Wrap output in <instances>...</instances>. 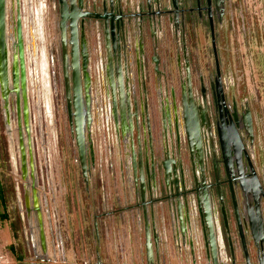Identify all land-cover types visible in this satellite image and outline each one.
Returning <instances> with one entry per match:
<instances>
[{
	"label": "flooded vegetation",
	"instance_id": "1",
	"mask_svg": "<svg viewBox=\"0 0 264 264\" xmlns=\"http://www.w3.org/2000/svg\"><path fill=\"white\" fill-rule=\"evenodd\" d=\"M1 3L8 86L5 103L0 85V99L19 158V210L38 255L48 264L59 256L65 264L57 224L49 225L41 201L35 149L38 143L56 147L61 112L82 178L76 106L90 184L104 172L132 189L141 174L151 191L146 198L168 197V213L159 215L161 234L155 229L160 202L148 217L157 244L154 264H166L161 252L168 228L174 229L177 264H264V113L250 103L245 71L232 53L238 38L244 46L260 41L255 17L243 16L234 0ZM190 191L199 210L183 202ZM140 232L146 264L144 226Z\"/></svg>",
	"mask_w": 264,
	"mask_h": 264
},
{
	"label": "rangeland",
	"instance_id": "2",
	"mask_svg": "<svg viewBox=\"0 0 264 264\" xmlns=\"http://www.w3.org/2000/svg\"><path fill=\"white\" fill-rule=\"evenodd\" d=\"M234 1L243 16L255 17L260 25L258 44L248 42L244 46L243 40L238 38L237 48L232 53L241 61L245 71L250 103L264 113V0ZM202 40L207 46L206 38ZM59 113L60 135L56 147L49 143L43 149L38 143L35 149L41 201L50 213L49 225L51 223L54 227V223L57 224L64 244L65 264H92L96 254L91 207L94 208L96 201L84 195L86 191L75 162L74 149L69 137L67 139L63 116ZM15 144L16 141L11 140L6 132L0 99V193L3 194V200L0 198V264H34L30 229L19 210L18 199L23 204V194L21 186L17 188L16 185L20 170ZM50 237L51 244L56 245V233H51ZM50 250L51 256L53 250ZM55 261L63 264L59 256H55Z\"/></svg>",
	"mask_w": 264,
	"mask_h": 264
},
{
	"label": "crops",
	"instance_id": "3",
	"mask_svg": "<svg viewBox=\"0 0 264 264\" xmlns=\"http://www.w3.org/2000/svg\"><path fill=\"white\" fill-rule=\"evenodd\" d=\"M202 39L203 36H199L201 45ZM84 195L96 201L95 207H91V214L102 207L101 201H105L107 215L99 218L100 243L99 246L95 244V253L98 251L101 261L104 264H144V244L140 238L142 227L137 224L134 213L129 211L134 199L127 181L101 172ZM155 209V229L161 234L159 215L161 211L167 214L168 208L163 203ZM173 230L168 228L165 232L167 243L162 245L161 254L164 257L161 259L166 264H177Z\"/></svg>",
	"mask_w": 264,
	"mask_h": 264
},
{
	"label": "water",
	"instance_id": "4",
	"mask_svg": "<svg viewBox=\"0 0 264 264\" xmlns=\"http://www.w3.org/2000/svg\"><path fill=\"white\" fill-rule=\"evenodd\" d=\"M66 10V6L64 4H61V16H63L64 11ZM2 15V3L0 0V20H3V16ZM65 18L64 16L62 17V21H64ZM3 39H4V35H3V31H2V25H0V85H1V98L2 101L6 103V88L8 86V78H7V68H8V62H7V57H6V53H5V45L3 43ZM20 47V46H19ZM22 58V54L20 55ZM217 64V63H216ZM13 78L16 79V74H15V68L13 70ZM75 87H74V92H75ZM79 112L77 107L75 106V120H74V127H75V133H76V145L78 148V160H79V164L81 167V172H82V178H83V184H84V188L86 192H89L90 189V175H89V169H88V165H87V161H86V151H85V144L83 142V135H82V129H83V120L81 118V116H79ZM24 172V171H23ZM22 172V179L24 180V175ZM160 188L162 189V192L164 194H166V186L164 182L159 183ZM130 190L132 191V196L134 199V204L131 205L129 211H132L135 215V219L137 220V224L139 226H144V231H145V251H146V264H154V256L156 253V249H157V244L155 241V234L151 233L150 229H149V224H148V217L151 216L152 213H154V209H153V205L155 202H160L161 205L163 204L164 201L168 200L167 195H163V198H161L158 201H152L149 200L150 195H151V191L150 188L148 186V182L147 179H144L141 174H140V178L139 180L136 182V185ZM23 191H24V204H25V212L27 214H29L31 212V207H30V199H29V194L26 191V187L23 185ZM148 191V197H145V192ZM32 205L34 209V212H38V203H37V197L34 194V188H32ZM197 194H195L193 191H190L187 193V195L185 197H183V202L185 203V205H196V207L199 210V203H198V199H197ZM148 202V203H147ZM153 202V203H152ZM102 207H100L98 210H96L95 212H93L92 214V219H91V226H92V233H93V239L94 242L96 244V246H99L100 243V233H99V225H98V221L99 218L101 217H105L107 215L106 213V207H105V201H101ZM152 205V206H151ZM95 207V206H94ZM202 231H203V224L201 227ZM210 236H209V240H211L210 244H211V249H214L215 247V243L213 241V236L210 230ZM207 245V244H206ZM225 248V245L223 246ZM34 249V262L35 264H48L49 263V259L45 256H40L37 254V251ZM43 254L45 255V251H43ZM94 264H104L101 261V258L99 256V253H96V262Z\"/></svg>",
	"mask_w": 264,
	"mask_h": 264
},
{
	"label": "bare ground",
	"instance_id": "5",
	"mask_svg": "<svg viewBox=\"0 0 264 264\" xmlns=\"http://www.w3.org/2000/svg\"><path fill=\"white\" fill-rule=\"evenodd\" d=\"M45 84H46V78H45ZM25 187H26L27 193L29 194L28 183L25 185ZM29 199H30V197H29Z\"/></svg>",
	"mask_w": 264,
	"mask_h": 264
},
{
	"label": "trees",
	"instance_id": "6",
	"mask_svg": "<svg viewBox=\"0 0 264 264\" xmlns=\"http://www.w3.org/2000/svg\"><path fill=\"white\" fill-rule=\"evenodd\" d=\"M0 198L3 200V194L2 193H0Z\"/></svg>",
	"mask_w": 264,
	"mask_h": 264
}]
</instances>
